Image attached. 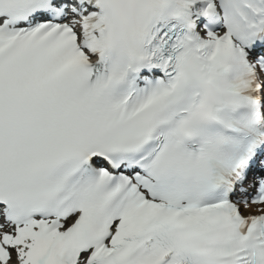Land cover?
<instances>
[{
	"label": "snow or ice",
	"instance_id": "obj_1",
	"mask_svg": "<svg viewBox=\"0 0 264 264\" xmlns=\"http://www.w3.org/2000/svg\"><path fill=\"white\" fill-rule=\"evenodd\" d=\"M0 264H264V0H0Z\"/></svg>",
	"mask_w": 264,
	"mask_h": 264
}]
</instances>
